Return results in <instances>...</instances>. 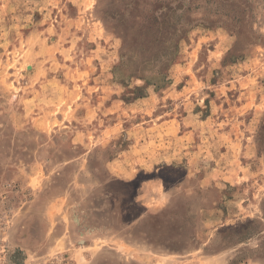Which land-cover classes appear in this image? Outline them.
<instances>
[{"label":"rangeland","instance_id":"1","mask_svg":"<svg viewBox=\"0 0 264 264\" xmlns=\"http://www.w3.org/2000/svg\"><path fill=\"white\" fill-rule=\"evenodd\" d=\"M0 239L264 264V0H0Z\"/></svg>","mask_w":264,"mask_h":264},{"label":"built area","instance_id":"2","mask_svg":"<svg viewBox=\"0 0 264 264\" xmlns=\"http://www.w3.org/2000/svg\"><path fill=\"white\" fill-rule=\"evenodd\" d=\"M0 264H14L11 251L8 246L0 239Z\"/></svg>","mask_w":264,"mask_h":264},{"label":"trees","instance_id":"3","mask_svg":"<svg viewBox=\"0 0 264 264\" xmlns=\"http://www.w3.org/2000/svg\"><path fill=\"white\" fill-rule=\"evenodd\" d=\"M161 9H164V7H162ZM160 9V10H161ZM170 9V8H169ZM185 9L186 10H189L190 8L188 7V6H186L185 7ZM165 10V9H164ZM167 12V11H166ZM168 13V12H167ZM145 20V19H144ZM153 21H155V29L157 30V31H159V30H161L160 28V26H162L163 25V22H162V18H161V11H157V13L155 14V16L153 17ZM141 24H143V23H141ZM151 23H148V26H146V27H149V25H150ZM144 26V25H143ZM139 27H141L140 29H142V25L141 26H139Z\"/></svg>","mask_w":264,"mask_h":264},{"label":"crops","instance_id":"4","mask_svg":"<svg viewBox=\"0 0 264 264\" xmlns=\"http://www.w3.org/2000/svg\"><path fill=\"white\" fill-rule=\"evenodd\" d=\"M92 86L93 87H101V85H100V82H96V80H94V83H92ZM116 124V122H113V123H111V124H109V125H107V126H105V129H106V131H109V127H112V126H114ZM247 146V145H246ZM247 148H249V151H252V148H250V146H247ZM148 210L150 209V208H147Z\"/></svg>","mask_w":264,"mask_h":264}]
</instances>
